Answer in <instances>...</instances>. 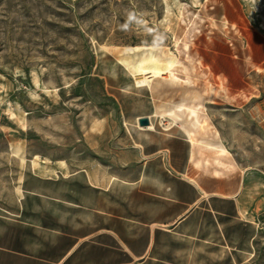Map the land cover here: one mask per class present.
Returning a JSON list of instances; mask_svg holds the SVG:
<instances>
[{"label": "rangeland", "instance_id": "rangeland-1", "mask_svg": "<svg viewBox=\"0 0 264 264\" xmlns=\"http://www.w3.org/2000/svg\"><path fill=\"white\" fill-rule=\"evenodd\" d=\"M148 53L182 80L137 85ZM195 95L230 152L218 176L264 172V0H0V207L27 169L128 170L127 116L186 135L156 104ZM212 154L197 172L213 174Z\"/></svg>", "mask_w": 264, "mask_h": 264}, {"label": "crops", "instance_id": "crops-1", "mask_svg": "<svg viewBox=\"0 0 264 264\" xmlns=\"http://www.w3.org/2000/svg\"><path fill=\"white\" fill-rule=\"evenodd\" d=\"M142 116L151 115L127 116L126 171L22 173L15 202L0 207V264H249L262 257L264 172H197L187 135L151 119L152 127L140 126Z\"/></svg>", "mask_w": 264, "mask_h": 264}, {"label": "bare ground", "instance_id": "bare-ground-1", "mask_svg": "<svg viewBox=\"0 0 264 264\" xmlns=\"http://www.w3.org/2000/svg\"><path fill=\"white\" fill-rule=\"evenodd\" d=\"M184 45L185 47L187 46L186 43H184ZM177 63L178 61L175 60V58L161 59L152 53H148L147 55L145 54L141 59L140 64L137 66L138 71L142 75L141 77L135 79V83L137 85H146L153 88H155L157 84H160L162 80L167 81L170 84H177L182 80L177 72ZM183 63L185 62L183 61ZM163 69L168 73V76H166L167 78H163L161 75L163 73ZM154 78L159 79L156 82L157 84L155 86H152L151 83ZM184 81L187 83L190 82L189 79H185ZM197 98L198 96L195 95L191 103L180 101L178 103L170 104V102H167L166 100V103L164 104H156V113H159L161 116H169L173 121H180L182 129L186 133L192 145L191 156L195 167H198L200 165L201 159L203 160V165H208L209 158H202V151L206 150L215 154H212L214 155L212 161L215 165V167L212 169V172L217 176L221 173L219 167L223 169L232 167L231 162L226 160L228 157H230V152L225 147L223 142L219 139L218 132L213 128V124L208 121V118L204 112L203 104L201 103V101H198ZM146 127H152V124H149ZM207 134H211L213 138H207Z\"/></svg>", "mask_w": 264, "mask_h": 264}, {"label": "water", "instance_id": "water-1", "mask_svg": "<svg viewBox=\"0 0 264 264\" xmlns=\"http://www.w3.org/2000/svg\"><path fill=\"white\" fill-rule=\"evenodd\" d=\"M140 126H147L150 124V119L147 116H142L137 119Z\"/></svg>", "mask_w": 264, "mask_h": 264}]
</instances>
